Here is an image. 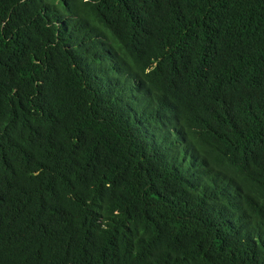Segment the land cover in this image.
Listing matches in <instances>:
<instances>
[{
  "label": "trees",
  "instance_id": "trees-1",
  "mask_svg": "<svg viewBox=\"0 0 264 264\" xmlns=\"http://www.w3.org/2000/svg\"><path fill=\"white\" fill-rule=\"evenodd\" d=\"M0 264H264V0H0Z\"/></svg>",
  "mask_w": 264,
  "mask_h": 264
}]
</instances>
